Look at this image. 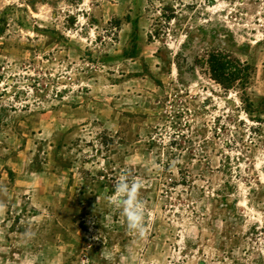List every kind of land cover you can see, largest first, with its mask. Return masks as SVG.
<instances>
[{
	"label": "rangeland",
	"instance_id": "374dc122",
	"mask_svg": "<svg viewBox=\"0 0 264 264\" xmlns=\"http://www.w3.org/2000/svg\"><path fill=\"white\" fill-rule=\"evenodd\" d=\"M0 204V264H264V0H0Z\"/></svg>",
	"mask_w": 264,
	"mask_h": 264
},
{
	"label": "clouds",
	"instance_id": "9594fccd",
	"mask_svg": "<svg viewBox=\"0 0 264 264\" xmlns=\"http://www.w3.org/2000/svg\"><path fill=\"white\" fill-rule=\"evenodd\" d=\"M141 187L139 181H132L129 184L127 179L119 180L115 184V192L109 202L125 217L127 229L144 237L145 211L138 199ZM0 211H3L2 204Z\"/></svg>",
	"mask_w": 264,
	"mask_h": 264
}]
</instances>
